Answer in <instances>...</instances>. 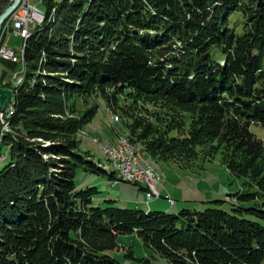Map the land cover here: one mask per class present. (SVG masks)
I'll use <instances>...</instances> for the list:
<instances>
[{
    "label": "trees",
    "instance_id": "trees-1",
    "mask_svg": "<svg viewBox=\"0 0 264 264\" xmlns=\"http://www.w3.org/2000/svg\"><path fill=\"white\" fill-rule=\"evenodd\" d=\"M12 1L0 0V14ZM42 4L23 64L1 60L0 80L23 73L17 87L3 86L13 99L0 142L9 158L0 169V264H121L106 252L131 234L168 264H264V0ZM98 98L142 152L187 169L197 148L204 157L220 151L229 173L256 189L235 197L262 202L177 215L92 206L97 191L77 190V172H107L75 135L99 105L73 117Z\"/></svg>",
    "mask_w": 264,
    "mask_h": 264
},
{
    "label": "rangeland",
    "instance_id": "rangeland-1",
    "mask_svg": "<svg viewBox=\"0 0 264 264\" xmlns=\"http://www.w3.org/2000/svg\"><path fill=\"white\" fill-rule=\"evenodd\" d=\"M53 1L58 2L59 0ZM29 2L41 11H45V6L40 4L39 0H29ZM11 17L12 15L7 21ZM7 21L0 30V36L3 35L1 40L7 48L14 50L19 57L23 48V39L12 32L2 34ZM2 59L0 57V75L4 68ZM20 63L23 64L21 61ZM16 73H19V70L10 73L4 79L1 78L0 88H5L3 86L8 83L13 88L17 87V78L14 79ZM85 104L84 106L78 105L79 113L75 114L73 118L79 117L87 108L94 105L98 104L99 109L90 123L76 133L75 138L79 142L80 150L90 154L92 161L107 172L96 173L82 169L77 172L75 178L77 190L95 188L97 191L92 196V206L134 209L143 212H164L168 215H177L184 209L202 212L207 208H221L224 211L231 212L232 209L257 207L262 202V198H256L253 201H241L235 197L236 194L239 195L243 191L245 193H255L256 189L244 185L248 182L247 179L238 178L229 173L222 161L223 156L220 151H217L211 157H204L203 148H197L198 154L191 162V167L183 169L174 163H164L150 157L147 153L142 152L141 143H132L131 145L136 146L140 151L139 164L150 167L156 172L161 184H163L158 187L160 198L146 201L142 185H132L110 177V173H114L115 169L108 162L102 150L104 147H115L121 139L128 138L130 131L124 124L125 120L122 119L119 113L108 109L99 98L96 100L89 99ZM123 104L124 102H119L120 106ZM251 131L258 138L263 137V130L260 126H252ZM138 133H140V130L137 131ZM7 154V146L1 144L0 169L9 162V158L5 157ZM166 195H169V198L174 201V207L169 204ZM231 195L233 197H230ZM214 201H222L223 203L211 204ZM117 245L118 247L115 250L108 251L106 254L121 264H168L152 249L142 244L134 234L118 236ZM127 254H132V257L126 256Z\"/></svg>",
    "mask_w": 264,
    "mask_h": 264
},
{
    "label": "built area",
    "instance_id": "built-area-1",
    "mask_svg": "<svg viewBox=\"0 0 264 264\" xmlns=\"http://www.w3.org/2000/svg\"><path fill=\"white\" fill-rule=\"evenodd\" d=\"M43 0H39V3L42 4ZM41 15V10L30 4L29 0H23L19 5L17 10L12 14V17L5 26L3 27L2 34L7 32H12L15 35L21 37L24 33H29L31 27L36 25ZM3 35L0 36V57L4 60L10 62H17L18 55L12 49L7 48L2 43ZM2 44V45H1ZM7 112L0 110V131H4V121L7 118ZM102 150H108L111 157L115 160V156L111 153L109 148H102ZM125 160V168L123 170V175H116L115 178L118 181L129 182L132 185H140V178H149V188H144L145 199L146 201H152L153 199L160 198V194L158 192V186L161 185V181L159 180V176L156 172L152 170H148L145 167H138L137 162L133 159V164H126ZM169 203H173L171 199H167Z\"/></svg>",
    "mask_w": 264,
    "mask_h": 264
},
{
    "label": "bare ground",
    "instance_id": "bare-ground-1",
    "mask_svg": "<svg viewBox=\"0 0 264 264\" xmlns=\"http://www.w3.org/2000/svg\"><path fill=\"white\" fill-rule=\"evenodd\" d=\"M53 12H54V10H52V13ZM44 20H45V13L43 11H41V15L39 17L38 22L36 23V25L31 27V30L37 26H41V24L44 22ZM31 30L29 31V33H24L21 35L20 38H22L24 42L30 36ZM23 54H24V48L21 49V54L18 57V60H20L21 62H23ZM22 73H23V71H19V73H16V75L14 76V79L17 78V84H16L17 86L22 82V75H21ZM11 103H12V101H11ZM10 108H11V104L8 107L7 113L10 112ZM7 119L8 118H6L4 121V131H0V142L2 141L3 137L10 131L9 130V123H8ZM109 150L115 156V160L111 157L108 150H103V152H104V155L107 157L108 162L115 169V170L113 169L115 176L116 175H123V170L125 168V160L123 157L126 158V164H133V159H134V161L137 162L138 167H145V166H141L139 164V158H140L139 149L136 146H132L131 143L127 139H121L119 141V143L117 144V146L109 147ZM146 168L148 170H152L148 166H146ZM159 180H160V178H159ZM127 183H129V182H127ZM140 185H142L144 188H149V178H140ZM170 204L172 205L173 203H170Z\"/></svg>",
    "mask_w": 264,
    "mask_h": 264
},
{
    "label": "water",
    "instance_id": "water-1",
    "mask_svg": "<svg viewBox=\"0 0 264 264\" xmlns=\"http://www.w3.org/2000/svg\"><path fill=\"white\" fill-rule=\"evenodd\" d=\"M23 0H13L11 4L0 14V30L2 25L17 10ZM13 99V91L7 88H0V110L6 111Z\"/></svg>",
    "mask_w": 264,
    "mask_h": 264
},
{
    "label": "crops",
    "instance_id": "crops-1",
    "mask_svg": "<svg viewBox=\"0 0 264 264\" xmlns=\"http://www.w3.org/2000/svg\"><path fill=\"white\" fill-rule=\"evenodd\" d=\"M4 44H5V43H4ZM115 143H116V142H115ZM115 143H114V144H115ZM162 185H163V184H161V185L158 186V187H161ZM143 191H144V189H143ZM159 194H160V193H159ZM165 197L168 198V199H170V198H169V195H166ZM172 201H173V200H172ZM173 202H174V201H173ZM173 204H174V203H173ZM173 207H174V205H173Z\"/></svg>",
    "mask_w": 264,
    "mask_h": 264
}]
</instances>
